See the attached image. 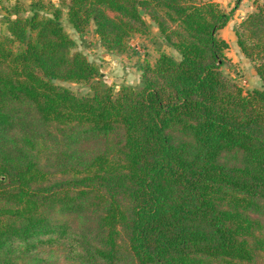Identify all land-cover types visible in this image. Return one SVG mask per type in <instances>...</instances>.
<instances>
[{
  "label": "trees",
  "instance_id": "16d2710c",
  "mask_svg": "<svg viewBox=\"0 0 264 264\" xmlns=\"http://www.w3.org/2000/svg\"><path fill=\"white\" fill-rule=\"evenodd\" d=\"M57 1L3 17L0 264H264V4L236 29L263 85L244 91L216 1ZM65 14L113 54L153 23L179 58L114 94Z\"/></svg>",
  "mask_w": 264,
  "mask_h": 264
},
{
  "label": "rangeland",
  "instance_id": "374dc122",
  "mask_svg": "<svg viewBox=\"0 0 264 264\" xmlns=\"http://www.w3.org/2000/svg\"><path fill=\"white\" fill-rule=\"evenodd\" d=\"M16 0H0V31L5 30L3 17L6 15V7H10ZM48 1V0H47ZM59 5L57 0H51ZM231 14L229 24L220 32V35L229 44L228 57L232 63H227L222 67L228 79L235 81L244 91L262 89L263 85L256 74L255 65L246 59L237 45L236 29L257 7L264 4V0H213ZM148 19V18H147ZM149 21V19H148ZM63 25L68 34L76 41L74 52H82L94 63L102 73L101 81L111 87L114 94H117L122 87L138 86L141 83V68L145 62L154 64L160 54L166 53L179 58L177 52L169 47L164 38L160 35L155 24H151L149 35H135L130 40V47L124 54H113L108 52L102 45L99 37L95 33V27L91 26L87 30L85 37L81 38L72 29L64 15ZM55 83L70 89L78 96L91 95L89 83L61 82ZM23 264H35L34 262L21 260ZM59 264H68L67 260L60 261Z\"/></svg>",
  "mask_w": 264,
  "mask_h": 264
},
{
  "label": "crops",
  "instance_id": "0c3cea01",
  "mask_svg": "<svg viewBox=\"0 0 264 264\" xmlns=\"http://www.w3.org/2000/svg\"><path fill=\"white\" fill-rule=\"evenodd\" d=\"M13 1V0H12Z\"/></svg>",
  "mask_w": 264,
  "mask_h": 264
}]
</instances>
